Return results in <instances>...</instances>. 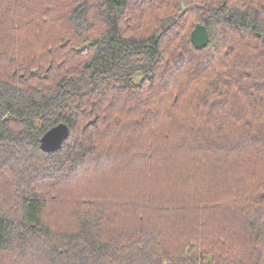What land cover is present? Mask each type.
<instances>
[{"label": "trees", "instance_id": "trees-1", "mask_svg": "<svg viewBox=\"0 0 264 264\" xmlns=\"http://www.w3.org/2000/svg\"><path fill=\"white\" fill-rule=\"evenodd\" d=\"M0 264H264V0H0Z\"/></svg>", "mask_w": 264, "mask_h": 264}, {"label": "water", "instance_id": "water-1", "mask_svg": "<svg viewBox=\"0 0 264 264\" xmlns=\"http://www.w3.org/2000/svg\"><path fill=\"white\" fill-rule=\"evenodd\" d=\"M192 42L197 49L206 48L209 44L208 29L203 26H197L191 35ZM70 136V128L65 123H60L51 128L41 139L40 148L47 153H54L59 151L63 143Z\"/></svg>", "mask_w": 264, "mask_h": 264}]
</instances>
